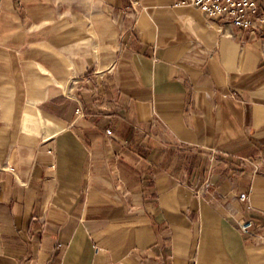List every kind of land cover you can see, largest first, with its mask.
<instances>
[{
  "label": "crops",
  "instance_id": "1",
  "mask_svg": "<svg viewBox=\"0 0 264 264\" xmlns=\"http://www.w3.org/2000/svg\"><path fill=\"white\" fill-rule=\"evenodd\" d=\"M263 40L178 0H0V264H264Z\"/></svg>",
  "mask_w": 264,
  "mask_h": 264
},
{
  "label": "built area",
  "instance_id": "2",
  "mask_svg": "<svg viewBox=\"0 0 264 264\" xmlns=\"http://www.w3.org/2000/svg\"><path fill=\"white\" fill-rule=\"evenodd\" d=\"M179 3L197 6L208 17L221 18L225 22L241 29L258 30L264 35V0H178ZM264 42V40H263ZM82 114V109H77ZM242 198L247 195L243 194ZM239 229L243 234H250L260 226L254 219L242 220Z\"/></svg>",
  "mask_w": 264,
  "mask_h": 264
}]
</instances>
